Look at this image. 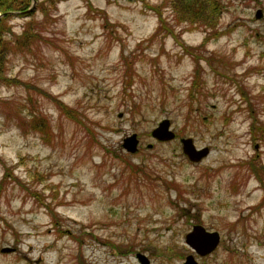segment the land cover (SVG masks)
Segmentation results:
<instances>
[{
	"label": "rangeland",
	"instance_id": "obj_1",
	"mask_svg": "<svg viewBox=\"0 0 264 264\" xmlns=\"http://www.w3.org/2000/svg\"><path fill=\"white\" fill-rule=\"evenodd\" d=\"M44 1L0 26L36 34L0 84V264H180L195 223L222 237L207 264H264V0L191 3L209 24L170 0Z\"/></svg>",
	"mask_w": 264,
	"mask_h": 264
},
{
	"label": "trees",
	"instance_id": "obj_2",
	"mask_svg": "<svg viewBox=\"0 0 264 264\" xmlns=\"http://www.w3.org/2000/svg\"><path fill=\"white\" fill-rule=\"evenodd\" d=\"M31 0H0V26L1 23L4 22L3 19L9 17L11 14L9 12L15 11V12H20L19 16L22 17H33V15L35 14L36 11H34V9L29 10L27 9L30 5ZM60 2V0H45L44 2H41V4L39 5V8H41V11H43L44 8V4L47 6V4L50 5H54L55 3ZM170 5L172 7L173 12H175V15H177L178 18H181L182 20H190V21H197L200 20L202 21V23L206 24L209 22L214 23L215 21V17L214 14L212 15L209 10H205V4L203 3L202 6L198 7L199 10H195V6L192 8H189V6H191V3H198V0H170ZM206 2H208V5L211 6L212 8L214 7V9L218 8L219 2L216 0L213 2L210 0H206ZM213 5V6H212ZM37 9L38 12V5L35 7ZM151 8V7H150ZM152 10H154V12L158 15V29H157V35L161 34L163 35V37H165L166 35H168L169 33L172 32V29L169 28L166 23H164L163 21V12L162 9H158L157 7L153 6L151 8ZM203 9V10H202ZM29 10V11H28ZM195 10V11H194ZM216 11V10H215ZM214 11V12H215ZM13 16V14H12ZM35 33L34 32H27L25 31V38L22 40H18L15 39V36H12L8 41L2 38V31H1V27H0V84L4 83H10L11 79L8 77V75L6 74V72H4V67L5 64L7 63L5 60L7 59V55L10 52V49L12 48L11 46V41H13L15 43V48L16 46L18 48H28L30 47L33 38L35 37ZM10 41V42H9ZM9 43V45H8ZM194 86L197 85V83L195 81H193ZM60 102V101H58ZM60 106H62V104L59 103ZM62 110L64 111V114L72 117L73 114L71 112V110H67L64 107L62 108ZM37 119L33 118V122H36ZM37 127V126H35ZM7 175L4 176V178H6Z\"/></svg>",
	"mask_w": 264,
	"mask_h": 264
},
{
	"label": "water",
	"instance_id": "obj_3",
	"mask_svg": "<svg viewBox=\"0 0 264 264\" xmlns=\"http://www.w3.org/2000/svg\"><path fill=\"white\" fill-rule=\"evenodd\" d=\"M261 10H257L256 17L261 16ZM9 13H14V12H9ZM17 14H19L17 12ZM1 16V14H0ZM151 137L155 138L158 141H170L171 139L175 138L174 132L171 130L169 126V121L167 119H163L159 121L157 127H155L151 132H150ZM138 138L135 133L130 134L129 136L124 137L123 142H122V147L128 152H136L137 151V145H138ZM180 143L182 146V151L187 156L189 161L193 162H198L202 159V157L206 156L209 152V148L207 146H204L202 148H197L194 143L193 139L190 137H181L180 138ZM203 228L200 226H195L193 229V232L190 235L186 236V239L194 249H197L199 252H207L217 244V238L214 239L212 242H206V243H201L198 242V240L194 241L195 238H198L200 236V232L202 231ZM203 233L205 234L204 230ZM202 234V233H201ZM207 234V233H206ZM213 236H216L215 233H211ZM4 251H9V248H4ZM136 257L140 264H148L149 261L147 260L146 257L142 256L141 254L136 253Z\"/></svg>",
	"mask_w": 264,
	"mask_h": 264
},
{
	"label": "flooded vegetation",
	"instance_id": "obj_4",
	"mask_svg": "<svg viewBox=\"0 0 264 264\" xmlns=\"http://www.w3.org/2000/svg\"><path fill=\"white\" fill-rule=\"evenodd\" d=\"M195 226L202 227L205 234L203 233V230L199 231L200 236L198 238H195L193 242L198 240V242L206 243L212 242L213 237L214 239L217 238V244L213 247V249L204 253L197 251V249H194L191 245H189L186 236L190 235L193 232ZM211 233H215L216 236H213ZM184 239L187 246L186 249H188V251L186 252V254H179V259L182 260L180 264H207V262L211 260L212 255H215V253H217V250L220 248V242L222 241V237L220 236L218 231H212L211 229L204 227L199 223H195L191 226V230L185 233ZM238 261L239 259H225L218 264H237Z\"/></svg>",
	"mask_w": 264,
	"mask_h": 264
}]
</instances>
